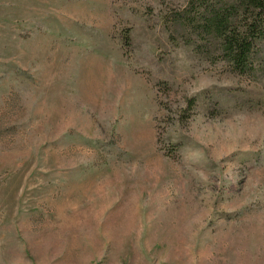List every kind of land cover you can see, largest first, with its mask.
<instances>
[{"label": "rangeland", "instance_id": "374dc122", "mask_svg": "<svg viewBox=\"0 0 264 264\" xmlns=\"http://www.w3.org/2000/svg\"><path fill=\"white\" fill-rule=\"evenodd\" d=\"M234 2L0 0V264H264V42L238 75L200 29Z\"/></svg>", "mask_w": 264, "mask_h": 264}, {"label": "trees", "instance_id": "16d2710c", "mask_svg": "<svg viewBox=\"0 0 264 264\" xmlns=\"http://www.w3.org/2000/svg\"><path fill=\"white\" fill-rule=\"evenodd\" d=\"M242 14L244 23L237 27L235 18ZM200 29L219 41L220 57L235 73L250 76L258 71L264 42V0H235L212 9Z\"/></svg>", "mask_w": 264, "mask_h": 264}]
</instances>
